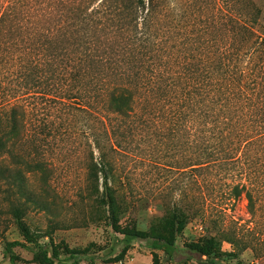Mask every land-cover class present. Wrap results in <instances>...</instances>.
<instances>
[{"label": "trees", "instance_id": "obj_1", "mask_svg": "<svg viewBox=\"0 0 264 264\" xmlns=\"http://www.w3.org/2000/svg\"><path fill=\"white\" fill-rule=\"evenodd\" d=\"M94 1L68 6V14L56 18L36 0H0V179L20 180L25 173L46 179L52 137L72 131L80 117L86 181L102 195L122 246L103 254L40 242L14 209L25 243L6 242L4 256L15 264L13 249L21 247L37 264H96L123 257L138 241L148 244L152 264H159L155 251L174 262L226 264L227 257H237L236 234L222 239L233 247L229 253L215 236L177 246L186 221L197 214L186 196L167 200L172 215L166 234L123 228L111 179L118 172L128 195H139L130 165L152 164L142 144L149 149L152 136H165L176 152L171 157L183 164H155L170 180L152 195H217L222 189L233 200L243 197L253 219L264 195V37L250 23L237 25L232 29L240 26L244 35L229 44L203 43L208 50L200 52L192 49L196 43L165 41L167 30L153 20L154 0ZM30 97L53 102L42 109V121L29 107ZM24 144L32 154L16 151ZM4 155L23 167L4 166Z\"/></svg>", "mask_w": 264, "mask_h": 264}, {"label": "rangeland", "instance_id": "obj_2", "mask_svg": "<svg viewBox=\"0 0 264 264\" xmlns=\"http://www.w3.org/2000/svg\"><path fill=\"white\" fill-rule=\"evenodd\" d=\"M36 1L41 9L52 10L56 18L68 14V6L85 8L97 5L96 1L91 0ZM154 1L158 5V13L153 20L160 30H167L164 38L168 43H196L192 49L201 52L208 50L202 46L203 43L229 44L233 37H241L245 31L240 26L235 30L232 27L249 23L257 35L264 37V0ZM215 49L210 48V51ZM27 102L30 103L29 107H36L39 121L44 118L42 109L53 105L50 100L38 97H30ZM75 122V128L70 129L72 131L61 130L52 137L55 148L47 150L50 162L45 166L49 171L46 179H41L36 173H25L20 180L0 179V264H10L3 254L6 242L25 243L13 217L14 209L19 210L23 222L33 233L42 236L40 242L52 239L56 245H67L73 249L91 247L103 254L122 246V237L115 234L109 225L102 195L95 190L93 192V184L86 181L87 147L81 118L78 117ZM149 140V149L143 143L142 153L148 156L146 159L151 160L152 164L138 160L136 164L130 165L140 184L139 195H128L118 172L111 179L121 226L144 233L166 234L167 222L172 215V210L166 205L167 200L184 199L186 196L188 202H185L197 214L186 221L184 230L177 236L178 247L184 249L189 243L202 242L215 236L222 242V251L229 253L233 247L222 239L236 234L241 241L239 249L244 244L247 248L235 249L237 257H227L226 264H264V195L256 203L260 208L253 219L247 212V202L243 197L233 200L229 195H221L222 189L217 195H152L170 180L167 170H159L155 164L167 168L183 162L171 157L176 152L165 136L154 135ZM16 151L22 155L33 153L27 144L17 146ZM3 157L4 166L13 169L23 167V164H11L7 155ZM187 182L192 185V180ZM13 251L18 256L15 264H37L32 261V254L28 250L16 247ZM154 253L159 264H203L196 259L184 263L174 262L161 251ZM152 261L153 254L148 244L137 241L133 242L123 257L96 264H152Z\"/></svg>", "mask_w": 264, "mask_h": 264}]
</instances>
